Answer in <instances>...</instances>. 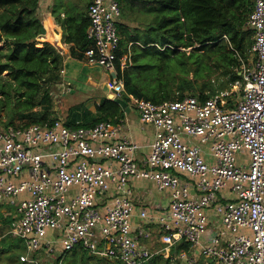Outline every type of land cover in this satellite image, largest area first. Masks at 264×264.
<instances>
[{"label": "built area", "instance_id": "built-area-1", "mask_svg": "<svg viewBox=\"0 0 264 264\" xmlns=\"http://www.w3.org/2000/svg\"><path fill=\"white\" fill-rule=\"evenodd\" d=\"M87 17L91 45L84 59L108 71L112 97L127 95L153 127L150 151L138 158V145L111 120L69 126L57 117L0 130V239H24L28 249L20 258L34 264L43 254L62 264L74 249L143 264L182 241L189 247L171 254V264H264V0H253L246 20L252 60L242 66L241 93L231 105L213 96L153 102L127 93L122 71L131 55L119 53L120 0H92ZM242 151L247 164L239 160ZM130 177L171 190L169 211L158 220V248L144 244L151 238L145 224L132 223ZM228 185L234 198L224 202L218 194ZM209 209L221 228L207 229ZM138 216L149 219L145 208Z\"/></svg>", "mask_w": 264, "mask_h": 264}, {"label": "trees", "instance_id": "trees-1", "mask_svg": "<svg viewBox=\"0 0 264 264\" xmlns=\"http://www.w3.org/2000/svg\"><path fill=\"white\" fill-rule=\"evenodd\" d=\"M39 1L0 0V41H4L0 94L5 98L0 100L11 111L6 128L50 123L55 118L53 90L62 82L63 59L51 43L39 39L44 31L36 13ZM120 7L119 53L129 50L131 55L130 66L122 71L127 93L153 102L186 94L204 100L241 79L240 58L247 56L253 38V30L246 25L253 0H120ZM131 19L137 24L132 26ZM88 22L86 15L75 26L72 39L78 48L70 47L69 52L78 60L91 45L86 35ZM115 63L120 70L119 61ZM220 76L225 80H219ZM122 98L129 103L127 95ZM95 109L93 122L115 121L121 112V106L108 97ZM188 247L182 241L143 264H170L171 254ZM34 255L40 256L38 252ZM90 256L94 255L74 249L63 264H90Z\"/></svg>", "mask_w": 264, "mask_h": 264}, {"label": "crops", "instance_id": "crops-1", "mask_svg": "<svg viewBox=\"0 0 264 264\" xmlns=\"http://www.w3.org/2000/svg\"><path fill=\"white\" fill-rule=\"evenodd\" d=\"M91 1L92 0L87 1L85 8L82 11L70 14L63 10L55 11V9L51 7L50 0H40L36 10V13L40 17V20L43 22L44 26L43 34L39 36V39L46 40L51 43L61 54L63 59V66L61 70L62 82L53 90V109L55 111L53 116L55 118L60 117L65 122V124L69 126L93 125L97 122V120L96 122H93V119L95 116H97L95 106H97L104 97L114 100L111 97L113 90L110 84V75L108 71L99 65L89 64L84 59V55L82 59L78 60L72 57L69 52L70 47L73 50L78 48L76 40L72 39L75 37V31L77 30V27L75 28V26L79 22L85 21L87 15V6ZM250 45L248 46L247 50L249 49ZM246 55L247 56L245 58H240L241 69L238 72L240 75L243 64H251L252 58H250L248 53ZM65 85L70 89L68 92L69 94H72L73 96L78 94L80 98L85 99V101L83 103L75 104L72 109L58 111V97L63 94V91L65 92ZM239 87L241 90V86ZM237 99L238 97L235 99V101ZM127 106L128 109L121 107V112L115 118V121L112 122L119 123L121 125L120 134L122 136H126L128 139L138 145L136 156L138 158L146 157L150 151V145L153 141V127L150 124H146L141 121L138 113L133 106H130V103L127 102ZM59 107L61 108V106ZM183 139L188 140L187 137H183ZM191 140L192 142H198L197 140ZM202 147L205 149V160L209 163H212L214 159L210 152L208 153V144H202ZM239 158H244V163L247 164V153L244 151L240 152ZM192 180L193 183H196V179ZM193 183L192 185H194ZM128 184L134 193V212L132 215V223L134 228L138 225V223L145 224L146 228L150 231L151 238L144 240V244L158 248L161 246L158 233L160 223L158 220L162 214L169 211L171 190L169 188L158 189L152 180L145 178L130 177L128 179ZM218 195L220 200L224 202L234 198V193L231 191L230 185L224 187ZM140 208H145L147 210L149 219H141L138 216V210ZM207 212V227L212 230L221 228V224L219 222L217 223V214L212 209H209ZM240 231H246V233H249V231L246 229L237 230V232ZM228 233L231 235L230 231H228ZM208 237H210L209 233H207V238Z\"/></svg>", "mask_w": 264, "mask_h": 264}, {"label": "rangeland", "instance_id": "rangeland-1", "mask_svg": "<svg viewBox=\"0 0 264 264\" xmlns=\"http://www.w3.org/2000/svg\"><path fill=\"white\" fill-rule=\"evenodd\" d=\"M87 1L88 0H50L51 7L54 8L55 11L63 10V11L68 12V14L82 11L85 8ZM131 20L132 21L130 24L132 26L137 24V21H134L133 19ZM3 45H4V41L2 39L0 41V47H2ZM6 73L7 71H3L2 74L6 75ZM219 80H225V77L220 76ZM212 81H214L215 86L218 85L217 77H214ZM218 89H219L218 93H215L212 96L214 98H220L223 103L228 102L230 99L231 101L233 100L234 102L241 92L240 87L238 86V83L236 82H234L231 87L223 86ZM65 92L63 91L62 92L63 94L60 97H58L59 103L57 104L61 106V108L58 106V111L60 110L65 111V110L72 109V107L75 104L83 103L85 101V99L83 98L81 99L78 94H76V96H73L72 94L68 93L69 91H65ZM55 95H56V92H55ZM0 97H1L0 99H5L4 96L1 94H0ZM2 101L3 100H0V130L6 129L5 123L8 119L7 117L11 115V111L9 112V109H8L10 108L8 103L2 102ZM129 103L131 104V102ZM243 159L244 158H239V160H243ZM207 228L210 229L209 227ZM27 249L28 248L25 243V240L22 238L9 236V237L0 239V264H30L29 262L23 261L20 258V255L27 252ZM67 255L68 253L65 254V256ZM53 258L54 257L46 256L43 254L42 257L39 258V262L37 264H56V262L53 261L54 260ZM109 261L110 260L107 261V259L99 258L96 256H93V257L90 256L89 258L90 264H113L114 262V261H110V262ZM117 264H123V263L118 262ZM180 264H186V263H180ZM195 264H201L200 259Z\"/></svg>", "mask_w": 264, "mask_h": 264}, {"label": "water", "instance_id": "water-1", "mask_svg": "<svg viewBox=\"0 0 264 264\" xmlns=\"http://www.w3.org/2000/svg\"><path fill=\"white\" fill-rule=\"evenodd\" d=\"M111 97H112V94H111ZM113 98V97H112ZM115 102H117L122 108H127L128 109V106H127V102L122 99V98H113Z\"/></svg>", "mask_w": 264, "mask_h": 264}, {"label": "clouds", "instance_id": "clouds-1", "mask_svg": "<svg viewBox=\"0 0 264 264\" xmlns=\"http://www.w3.org/2000/svg\"><path fill=\"white\" fill-rule=\"evenodd\" d=\"M123 99V98H122Z\"/></svg>", "mask_w": 264, "mask_h": 264}]
</instances>
